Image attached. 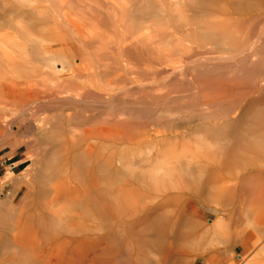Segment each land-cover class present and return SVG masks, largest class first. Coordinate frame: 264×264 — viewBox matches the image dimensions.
Returning a JSON list of instances; mask_svg holds the SVG:
<instances>
[{
	"label": "bare ground",
	"instance_id": "bare-ground-1",
	"mask_svg": "<svg viewBox=\"0 0 264 264\" xmlns=\"http://www.w3.org/2000/svg\"><path fill=\"white\" fill-rule=\"evenodd\" d=\"M255 3L264 4L258 0ZM219 6L213 1L203 0H0V55L10 58L6 63L0 61V126L8 127L12 119L25 114L30 108L27 101L32 103L31 99L33 106L36 102L53 103L57 99L79 100L85 97L86 92L90 96L92 92L89 90L93 86L103 91L102 96L106 99L113 98L131 87V82L136 84L135 87L145 88L143 91L156 84L160 86L161 79L156 78L164 74V80L171 71L184 74L185 67L193 61L198 62L201 68L211 60H218L215 62L218 64L220 60L223 63L224 60L233 62L238 57L241 58L239 62L244 58L250 59L241 54L252 48L253 32L252 41L249 39L246 43V40L244 45V42L238 41L240 45L237 47L223 46L228 44L227 39L235 38H232L234 32L239 35L242 32L241 28H238L239 32L235 31L236 28L232 29L236 25L232 23L230 12L224 8L219 10ZM217 9L221 20L216 24L219 18L213 19V14ZM197 18L203 20L196 24L194 21ZM208 20L216 25L209 24ZM203 23L206 24L201 25ZM44 42L67 46H57L58 51H55L52 44ZM97 42L99 45L95 48L94 43ZM217 43L223 44L218 47ZM10 47L12 59L8 51ZM30 54L31 59H28ZM76 55H79L77 64L70 59ZM57 61L59 64L55 63ZM168 62L176 64L168 69ZM212 66L211 69L216 72ZM189 70L186 71L191 72L192 89L196 90V96L188 105L191 114L179 116L176 113V116L173 113L175 117H172V121L176 122L188 119L189 124L185 127L150 128L148 123L136 120V116L127 110L116 112L115 116L112 112L106 118H92L94 121L90 120L93 122L85 125L73 124L68 113L61 122L57 121L59 124L50 116L39 120L42 127L39 131L43 133L44 128L47 134L62 124L59 135L63 138L58 135L61 143L57 142L63 155L75 161L73 158L81 153L88 166L68 167L67 171L62 164L59 169L62 175L57 183L53 181L55 185H49L50 188L45 190L43 183L38 182L42 189L37 192L24 187L18 206L10 207L15 213L0 208V252L4 254L0 264H44L39 255L28 251L30 238L33 237V241L38 243L41 239L40 244L45 250L58 252V258L50 264H118L116 258L108 257L105 251L92 256L89 232L91 210L102 214L111 208L133 209L138 206L142 211L161 212L159 215L165 216L169 210L183 208L191 202L202 207L210 205L219 213L236 204L231 195L240 192L250 194L245 201L249 215L240 218L246 221L245 226L253 222L257 228L256 209L253 207L264 205V77L261 81L254 78L260 84L253 77H245L248 81L244 82L240 81L242 78L235 75L229 77L228 74L226 79L209 80L198 76L197 70L194 74L193 70ZM125 79H131V82L128 80L127 84ZM162 93L157 94L162 96ZM97 96L99 99L100 94L97 93ZM167 97L169 95L157 98ZM212 107L214 111H202V108ZM203 120H206L205 124H196ZM141 154L143 162H137L136 158ZM63 160L66 163L67 159ZM51 166L57 167L55 164ZM11 167L14 169L15 165ZM144 167L148 168L143 172L140 169ZM51 168L49 170L54 173ZM107 170L121 178L107 175ZM47 174L50 175V172ZM63 195L66 196L63 198ZM204 196L212 197V200L203 202ZM60 197L67 200L62 204L67 203L65 207L58 206ZM136 198L142 199V202L137 203ZM227 213L231 217V212ZM225 221L213 222L220 236L226 232ZM196 223L192 227L189 224L184 238L193 240L192 237H197L195 233L200 231V222ZM158 228L159 224L151 230L156 232ZM37 231L40 236L36 235ZM235 238L239 236L235 235ZM247 248L249 246H244L245 250ZM263 250L264 246L246 264H264V257H261ZM137 260H141V264L145 262L142 258Z\"/></svg>",
	"mask_w": 264,
	"mask_h": 264
},
{
	"label": "rangeland",
	"instance_id": "rangeland-1",
	"mask_svg": "<svg viewBox=\"0 0 264 264\" xmlns=\"http://www.w3.org/2000/svg\"><path fill=\"white\" fill-rule=\"evenodd\" d=\"M203 1H213L216 3L217 6L220 5L218 7L219 10H220V8H224L227 12L229 11L230 16L233 18L232 23L236 25L235 27H232V29L236 28L235 31L239 32L238 28H241L240 31L242 33L240 35L236 34L234 32L232 38H234V37L235 38L234 39H231V38L227 39L228 44L219 43L220 46H221V44H223V46L225 45L227 47L233 48V46H235V45H236V47L238 45H240L239 42L240 43L244 42V43H242L244 45L250 41L249 39L252 38L251 32H253V38L252 39L254 40L255 43L253 42V44L251 45L252 48L249 47L250 49L245 50L241 54V55L246 54V58H248V57L250 58V59H245V58L242 59V60H244L243 62H242V60H240V62H239V59H241L240 57L233 60V62H232V60H224L225 63H223V60H220L218 62V64H216L218 60H211V62H208V64H205L208 67L204 65L205 67H201L202 68L201 69L200 68L201 65L198 66L199 63L197 62L198 63L197 64V63H194V61H193L194 64L191 62H190L191 64L190 63L188 65L186 64L187 65L185 67L186 70L187 69L189 70V66H192V67H190L189 71L193 70V74H194L197 70L198 76H202V77L205 76L204 78H206V79L208 78L209 80L214 79V78L226 79L227 78L226 74H228L229 77L230 76L233 77V75H235L238 78H242V79H240V81L242 80L244 82L248 81L247 78L250 79L251 77H253V80H254V78H258L261 81L262 77H264L263 76V74H264V67H263V65H264V56H263L264 55L263 54L264 53V46L262 45L264 42H261V40L263 39V34H264V32H263L264 31V29H263L264 28V20H263L264 19V15H263L264 14V7H263L264 4H262V6L257 5L255 3V0H203ZM258 1L264 2V0H258ZM222 4H224V7ZM256 6H257V8H256ZM218 9L216 10V13L213 14V16H214V17L212 16L213 19L220 17L219 13H217ZM235 14H238V15H235ZM242 15H244L243 16L244 20H243ZM254 16H257L258 18L254 17ZM238 17H239V19H237ZM236 19H237V21L235 22ZM245 19H247V20H245ZM202 20H203L202 18H197V19H195L194 22H197L196 24H198ZM220 20H221L220 18H219V20L217 19L216 24L218 22H220ZM238 20H241V21L238 22ZM258 20L259 21L262 20L260 22L261 24L259 23ZM210 21H212V20H210ZM210 21L208 20V23ZM254 22H255V24H253ZM257 23L260 25L256 26ZM204 24H206V23H203L201 25H204ZM209 24L216 25L215 22L214 23L211 22ZM261 25L263 27H261ZM246 29L248 31H246ZM249 30H250L251 35L249 33ZM212 31L214 32V29ZM257 32L260 35L258 34V36H255L257 34ZM236 35L237 36L239 35L240 37L236 38ZM241 38H242V41L240 40ZM252 39H251V41H252ZM246 40H248V41L245 43ZM257 40H259L258 41L259 43H257ZM262 41H264V40H262ZM44 43L45 44H52V49L55 51H58V47L61 48V45H64V44L57 43V42H44ZM233 43H234V45H233ZM94 44H95V48L99 45L98 42L94 43ZM219 44L217 45L218 47H219ZM254 44H255V46H254ZM64 46L66 47L67 45H64ZM64 46H62V48H64ZM217 46H216V50H218ZM260 47L262 49H260ZM9 49L10 50H8V51L11 54V51H12L11 47ZM250 50H251V52H250ZM247 51H249V52L247 53ZM66 52H68V51H66ZM0 56H1L0 61H3L6 63L7 61L10 60V58H8V57H6V59H5L2 55H0ZM28 57H30V58H28ZM28 57H27L28 59H31V54ZM78 57H79V55H76L70 59H71V61L75 60L74 62H75V64H77L78 63V60H77ZM11 59H12V54H11ZM221 61H222V63H220ZM227 61H228V64H227L228 66L226 65ZM229 61L231 62V64ZM236 61H238V62H236ZM55 63L59 64V61H57ZM28 64H29V66L32 65L30 62ZM174 64H176V63L168 62V69L172 68V65L174 66ZM212 64H213V66H212ZM223 64H225L226 67ZM193 65H195V66H193ZM210 66L215 67L216 72L213 68L211 69ZM220 66H223L224 68L221 67L218 70V67H220ZM57 67H59V65H57ZM194 67H195V69H194ZM222 68H223V70L220 71V69H222ZM243 68H247V69H243ZM186 70H185L184 74L177 73V71L175 74L174 71L170 70L171 73L169 72L168 75L166 74L167 77L164 79L165 81L162 80L165 77L164 74L162 77L160 76V78H156L158 80L159 79L162 80V81L161 80H159V81H160L162 88L164 90L161 88V85L158 86L156 84L153 87L152 86L146 87V90H144V91H147V92H144L143 89H145V88L135 87L136 84L134 85L133 84L134 82L130 81L131 79L130 80L125 79V83L129 84L131 82L130 86L131 87L133 86V87L132 88L129 87L130 89L129 88L126 89L127 91L126 90L120 91V94H116L115 97H113V98H107L106 99L104 96H102L103 91L101 92L100 89H97L98 87L96 88V86H93V87H91L92 89L89 90V92H92V93H89V95L91 94L90 95L91 99L90 98L88 99V97H90V96H88V94H87L88 92H86L85 93L86 98L82 97L79 100L66 101L65 99H57L58 101L57 100L53 101V103L52 102H50V103L49 102H46V103L45 102L44 103L36 102V103H34V106L32 104L33 99H31L32 103H28V102H30V100H28L27 104H30V108L25 114L18 115V118L16 117V119L15 118L12 119L11 122L9 123L8 127H6L7 125L6 126L5 125L0 126V163L5 161L4 165L0 164V208L2 210L7 209L8 211H10V213L11 212L15 213V210L10 209V207H12L14 205L18 206V204H19L18 201L20 200L19 198L23 192L24 187H26L28 190H31L32 192H35V191L37 192V190L42 189V187L40 188V183H38V182L43 183L42 184L44 186L43 189H45V188L49 189L50 186L52 187L53 184L55 185L57 183L56 181L59 180L58 178H61L62 172H60L59 169H61L60 166L62 164L64 166L63 169L67 170V171L70 168L71 169L72 168L77 169L78 166L84 167V168H85V166H88L86 159L83 158L82 155H80L81 153H78L77 156H75L73 158V159H75V161L72 160L71 158H69L68 156L63 155L62 150H61L62 147H61V145H59L61 143L60 142L61 140L58 138V135L61 133V129L63 126L62 124L58 125L57 129H54V130L52 129L50 131L51 133L54 131L53 134L45 133L46 130H44V128L42 129V131H44L42 133V132H40L41 128H42L41 124H39L40 119H42L43 117H46V116H48L47 118H49V116H50L57 124L58 122H61L63 117L66 118V114L68 113V115L71 114L70 116L72 118V122H74L73 124H81L82 123L83 125H85V124H87V122H88V124L92 123L94 121L92 118H94L95 120L100 119V118H106L108 115L110 116L111 115L110 113H112V112H114V116H115L118 114V112L124 113V111L127 110L129 112V114L136 116V120L137 119L143 120L144 122L148 123V127H150V128L153 127L154 129H159V128L160 129H167V128L174 129L176 127H185L186 125L189 124L188 119L176 122V120L172 121L173 120L172 117H175V116H173V113H175L174 115H176V113H177L179 116L180 115L186 116V115L191 114V110L188 108V105H189V102L192 103L191 101H192L193 97L196 96V94H195L196 90L192 89L193 83L191 82V80H192V78L190 76L191 72L188 73V71H186ZM211 71H212V73H211ZM173 73L175 75H173ZM202 73H203V75H202ZM257 75H259V76H257ZM177 76H179V78ZM245 77H247V78H245ZM243 78H245V79H243ZM258 79H255L254 81L257 82ZM128 80H129V83H128ZM177 80H179V82ZM173 83H176V84H173ZM257 83L260 84V82H257ZM120 84H122V82L119 83V85ZM163 84H164V86H163ZM179 84H180V86H179ZM155 87H159L161 89V91L159 88H158L159 90L155 89ZM153 88H154V90H152ZM149 89H151L153 92L151 90L149 91ZM165 89H166V91H165ZM159 91L163 92L165 97H166V95H169L170 99L168 97H167V99L166 98H164V99L163 98H160V99L157 98V97L164 96L163 93H162V96H160L161 94L158 95L160 93ZM94 92L96 95L94 94ZM97 93L100 94L99 99L97 98V97H99V96H97ZM177 93H179V94H177ZM156 95H158V96H156ZM92 96L93 97L95 96V97L93 98ZM101 96H102V98H101ZM152 96L155 98L153 99ZM150 97H152V98H150ZM84 99H86V100H84ZM108 99H110V101H108ZM168 100H169V102H168ZM61 101H63V102H61ZM72 101H74V103ZM105 101H108V102H105ZM54 102H56V103H54ZM214 110H215V108H213V107L212 108H202V111L204 113L211 112ZM127 111H126V113H128ZM116 112H117V114H116ZM187 112H189V113H187ZM178 115H176V116H178ZM79 116H81L80 118H83V120L79 121V119H80ZM167 116L170 117L171 119L167 118ZM89 118H91V119H89ZM152 119H154V121ZM84 120H85V122H84ZM90 120H93V121L90 122ZM149 121H151V122H149ZM158 121H159V123H157ZM164 121H166V122L164 123ZM75 122H78V123H75ZM169 122L172 124H170ZM205 122H206V120H203V121L197 122L196 124H205ZM37 123L39 124L38 125L39 127L37 126ZM166 124H168V125H166ZM157 126L159 128H157ZM58 128L60 130H58ZM202 129L204 130L205 126ZM59 137H60V135H59ZM60 138H63V137H60ZM58 139L60 141H58ZM57 141L60 143L58 144ZM75 149H77V147ZM60 158H61L62 162H60ZM63 158L67 159L65 161L66 163H64ZM76 158H78V159H76ZM80 159L82 160L83 163L80 162L81 161ZM143 159H144L143 155L141 154L139 158H136V161L137 162L139 160L142 161ZM71 161H72V163H71ZM10 163H13L15 165L14 169L9 168ZM52 164L53 165L55 164L57 167H55V166L52 167L51 166ZM115 164H118V163L115 162ZM144 165L145 164H143V166ZM51 167L54 169L53 170L54 173L49 170ZM68 167H70V168H68ZM66 168H68V169H66ZM147 168L148 167H144V168H141L140 170L144 172L147 170ZM46 170H49L50 175L49 174L46 175V173H49V172H46ZM56 170H58L61 174L58 172H57L58 174L55 173ZM12 171H14V172H12ZM109 172H110V170L107 172V175H112V176L116 177V179L118 177H120L116 174H112L111 172H110V174H108ZM44 174L46 176H44ZM41 175H43V176H41ZM48 175H49V177L52 175V177L49 178ZM56 175H58V176H56ZM44 177L46 179L48 178L49 182L45 181L46 179H43ZM221 178H222V176H221ZM53 181H55L56 183ZM46 182L48 183L47 184L48 187L46 185ZM33 183H34V185H33ZM108 194H109L108 196H111L110 193H108ZM111 194H113V193H111ZM65 196L66 195H63L62 197L64 198ZM233 196L236 200V204H234L235 206L229 205L226 212H219V213L216 210L212 209V206H210V205H209V207H202L200 205L197 206L191 202H187L186 206H184L183 208H179L177 210H169L165 216L159 215V214H161V212L157 213V212H153V211H150V212L149 211H142L141 208L138 209V206H137V208L132 207L133 209H131V208L128 209V208H124V207L111 208V209L103 212L102 214L98 213L96 210H91L92 220H91V222H89L91 254H92V256L94 254L98 255L101 251H105V254L106 255L108 254L107 255L108 257L114 256L116 258V262L117 263L119 262L118 264H141V262H140L141 260H139V261L137 260V259H141V258L145 259V262L143 264H242V263L246 264V262L251 260V258H253L255 256L257 251L264 246V234H263L264 233V205L261 204L260 206H258L256 208L253 207L254 210L256 209L255 213L257 215L256 222H257V228L258 229L255 228L256 226L253 225V222H252V224H247V226H245L246 221L242 220L240 218V216H242L244 218L245 214H248V208H245V206L248 207V205H245L246 204L245 201L247 199H249L250 194L239 192V193H236L235 195H231V198H233ZM60 199H61V197H60ZM60 199H59V201H60ZM62 199L60 201L61 204L58 201L59 207H62V206L65 207L67 205V203L65 205H62L65 202H67V200H65V199H63V202H62ZM137 199L140 200V198L135 199L137 203L142 202V199L140 201H138ZM209 200H212V197L211 198H209L208 196L203 197V202H206ZM60 205H62V206H60ZM254 210H252V211H254ZM228 211L231 212V214H232V215L230 214L231 217L227 216L229 214V213H227ZM232 211H233V213H232ZM144 218H147V219L143 222H140V223L135 222V220L142 221ZM186 219H187L188 223L185 222ZM188 219H190V221ZM224 219H226L225 222H226L227 228H226L225 234L223 236H220L217 233V232H219V229L216 228V226L213 224V222L214 221L217 222L218 220L221 221ZM229 220H230V222H229ZM196 221L200 222L204 226V229H202V227L199 223L200 231L198 233H195V234H197V237H194V238L192 237L193 240H191V238L190 239L184 238V235L187 232V227H190L189 224L192 227V225L194 226L197 224ZM1 222L3 223V221H1ZM193 222H194V224H193ZM229 223H231V224H229ZM158 224H159L158 231L156 230V232H155L154 230H151V229H153V227H156V225H158ZM233 224H234V226H233ZM251 225H253V226H251ZM229 227H230V230H229ZM242 227H243V229H242ZM221 229H222V231L224 230L223 228H221ZM240 229L242 232L239 231ZM0 230H1V227H0ZM39 231H37L38 234H36L38 236H40ZM174 231H177V233H174ZM260 231H262L263 233ZM256 233H257V235H256ZM235 235L239 236V238L241 240L239 238H235ZM30 239H31L30 240L31 242L29 243L30 244V249L28 250L29 253L33 254V255H39L41 257L42 261L44 262V264H50L51 262L55 261L58 258V252L57 251L45 250L41 246V244H40L41 239H39V243L37 240L33 241L34 237L30 238ZM234 241L236 243H234ZM240 241H242V242H240ZM253 241H254V243L257 242V243H255L256 245L253 243ZM244 246H247V247L249 246V248H247L245 250ZM251 248H253V249H251ZM110 249H112L111 253H110ZM263 251H262L263 255H261L262 258L264 257ZM3 255L4 254H2L0 252V260L3 257ZM241 255H242V257H241Z\"/></svg>",
	"mask_w": 264,
	"mask_h": 264
},
{
	"label": "built area",
	"instance_id": "built-area-1",
	"mask_svg": "<svg viewBox=\"0 0 264 264\" xmlns=\"http://www.w3.org/2000/svg\"><path fill=\"white\" fill-rule=\"evenodd\" d=\"M0 164H1V165H4V164H5V161L1 162ZM11 166H13V163H10V164H9V168H10V169H13Z\"/></svg>",
	"mask_w": 264,
	"mask_h": 264
}]
</instances>
